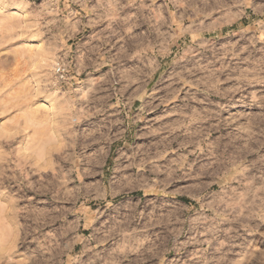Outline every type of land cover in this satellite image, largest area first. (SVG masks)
Returning <instances> with one entry per match:
<instances>
[{
    "label": "rangeland",
    "instance_id": "rangeland-1",
    "mask_svg": "<svg viewBox=\"0 0 264 264\" xmlns=\"http://www.w3.org/2000/svg\"><path fill=\"white\" fill-rule=\"evenodd\" d=\"M0 264H264V0H0Z\"/></svg>",
    "mask_w": 264,
    "mask_h": 264
},
{
    "label": "built area",
    "instance_id": "built-area-1",
    "mask_svg": "<svg viewBox=\"0 0 264 264\" xmlns=\"http://www.w3.org/2000/svg\"><path fill=\"white\" fill-rule=\"evenodd\" d=\"M54 74L56 82L60 85H64L71 80V71L68 65L60 59L55 67H54Z\"/></svg>",
    "mask_w": 264,
    "mask_h": 264
}]
</instances>
